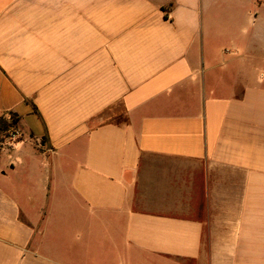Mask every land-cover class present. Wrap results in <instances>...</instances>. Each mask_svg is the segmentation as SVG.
<instances>
[{"label":"crops","instance_id":"0c3cea01","mask_svg":"<svg viewBox=\"0 0 264 264\" xmlns=\"http://www.w3.org/2000/svg\"><path fill=\"white\" fill-rule=\"evenodd\" d=\"M11 115L0 264H264V0H0Z\"/></svg>","mask_w":264,"mask_h":264},{"label":"trees","instance_id":"16d2710c","mask_svg":"<svg viewBox=\"0 0 264 264\" xmlns=\"http://www.w3.org/2000/svg\"><path fill=\"white\" fill-rule=\"evenodd\" d=\"M16 118L14 115L10 116V120L7 121L4 118L0 119V134H4L2 136L7 137L8 133L12 130L16 129Z\"/></svg>","mask_w":264,"mask_h":264},{"label":"built area","instance_id":"2783aa9c","mask_svg":"<svg viewBox=\"0 0 264 264\" xmlns=\"http://www.w3.org/2000/svg\"><path fill=\"white\" fill-rule=\"evenodd\" d=\"M19 138V133L17 130H12L8 133L7 139L9 143H13L15 140Z\"/></svg>","mask_w":264,"mask_h":264},{"label":"rangeland","instance_id":"374dc122","mask_svg":"<svg viewBox=\"0 0 264 264\" xmlns=\"http://www.w3.org/2000/svg\"><path fill=\"white\" fill-rule=\"evenodd\" d=\"M259 2H260V1H259ZM261 11H262V8H259V9H258V15H260V14L262 15V12H261ZM251 13H252L251 16H252V18H253V17H254V12H251ZM259 20H260V17H259ZM7 135H8V134H7ZM0 137L2 138L3 136H1V134H0ZM136 258H137V257H136Z\"/></svg>","mask_w":264,"mask_h":264}]
</instances>
